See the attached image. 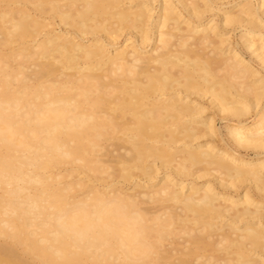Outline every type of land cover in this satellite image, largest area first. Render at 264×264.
Masks as SVG:
<instances>
[{"label":"bare ground","instance_id":"1","mask_svg":"<svg viewBox=\"0 0 264 264\" xmlns=\"http://www.w3.org/2000/svg\"><path fill=\"white\" fill-rule=\"evenodd\" d=\"M263 7L0 0V264H264Z\"/></svg>","mask_w":264,"mask_h":264},{"label":"rangeland","instance_id":"2","mask_svg":"<svg viewBox=\"0 0 264 264\" xmlns=\"http://www.w3.org/2000/svg\"><path fill=\"white\" fill-rule=\"evenodd\" d=\"M237 1H243V0H237ZM245 1V0H244ZM252 2H253V4H255V5H258V0H251ZM236 2V1H235ZM234 2V3H235ZM230 5L231 4H227V5H224V6H222V7H230ZM227 11H234V9L233 8H229ZM260 12V14L263 16V18H264V7L263 8H261L260 10H259ZM65 33V32H64ZM236 33H240V29L238 30V31H236ZM230 37H232L233 39H237V36H236V34L235 33H231L230 34ZM147 49H150V47H148ZM221 125H223V123H219V126H221ZM252 156L251 157H256L254 154H251ZM71 167H66V168H64L62 171L63 172H66L68 169H70ZM166 171V170H165ZM163 176V172L160 174V177H162ZM80 177H77V179H79ZM68 180H71V177H69V178H67ZM75 179V178H74ZM126 187H125V189H128L127 191L129 192V193H136V192H139L138 190H141V189H143V188H135V187H133L131 184H127V185H125ZM135 188V189H134ZM156 188H158V187H155V186H150L149 188H144L143 190H153V189H156Z\"/></svg>","mask_w":264,"mask_h":264}]
</instances>
